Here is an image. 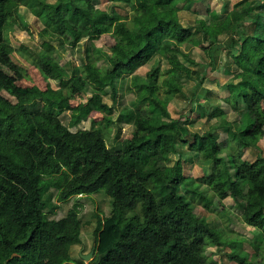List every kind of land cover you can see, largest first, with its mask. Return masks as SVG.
<instances>
[{
  "label": "trees",
  "instance_id": "1",
  "mask_svg": "<svg viewBox=\"0 0 264 264\" xmlns=\"http://www.w3.org/2000/svg\"><path fill=\"white\" fill-rule=\"evenodd\" d=\"M108 1L125 5L129 14L113 12L99 21L95 0H0V264H72L70 249L80 241L82 223L75 207L49 218L44 209L53 195L59 202L95 193L110 198V214L96 216L91 264H209L206 249L218 248L222 236L193 214L180 186L208 209L215 199L239 197L238 188L247 186L238 203L242 219L264 232V147L259 145L264 141V0H239L224 15L201 20L198 29L183 26L178 16L193 0ZM21 5L42 24L38 36L50 55L58 47L74 48L110 34L115 43L109 65L97 66L90 47L77 68L47 62L40 53L41 74L58 81L53 98L39 88L19 89L14 101L5 98L1 91L10 78L2 68L13 66L6 31ZM200 32L201 42L196 40ZM182 45L185 61L172 54ZM197 45L206 52L223 51L237 69L226 85L235 119L216 108L209 114L215 117L211 131L202 134L191 133L189 120L173 118L167 109L182 92V79L196 73L188 63H194ZM160 47L169 48L163 54L166 68L154 66L135 76ZM126 83L134 95L130 107L137 112L130 138L109 148L103 130L71 129L91 111L111 113L103 97L115 100ZM87 86L90 96L74 109L71 125H64L60 114ZM219 129L227 134L221 143ZM181 144L202 154L207 147L210 171L185 176L182 160L171 157ZM218 145L234 150L240 172L216 155ZM249 150L256 151L255 158L243 159ZM227 257L235 264H262L242 251Z\"/></svg>",
  "mask_w": 264,
  "mask_h": 264
},
{
  "label": "rangeland",
  "instance_id": "2",
  "mask_svg": "<svg viewBox=\"0 0 264 264\" xmlns=\"http://www.w3.org/2000/svg\"><path fill=\"white\" fill-rule=\"evenodd\" d=\"M194 1V0H193ZM187 5L178 12L180 22L185 27L200 28L201 20H208L211 17H220L233 8L239 0H200V3ZM117 12L120 15L127 16L128 8L122 4H115L108 0H95L94 16L99 20H104L108 15ZM42 24L31 13L26 6H19L14 21L8 26L6 31V41L9 46V54L13 66H5L2 69L9 76V87L2 90L1 94L11 100H15V94L19 89L39 88L44 97L53 98L51 91L57 90L58 81L45 78L36 65V55L42 53V57L47 62H56L64 67L73 66L77 68L84 59V48L90 47L97 53V66L109 65V52L111 46L115 43L110 34H103L94 40H83L76 47L68 46L58 47L52 55L43 51L41 39L38 32ZM196 40L202 41L201 32L197 34ZM225 42V37H221ZM206 45V44H205ZM167 47H160L150 59L138 67L135 76H143L150 68L157 67L160 70L166 68L163 58L164 51ZM184 45L180 46V51H172V54L178 59L185 61L183 54ZM203 49L194 47L191 58L194 63H188V66L196 71L192 79H182V92L175 95L167 105V109L173 118H180L182 121L189 120L188 128L191 133H206L211 131V126L215 117L209 115L216 108H222L226 111L227 119L233 121L236 114L229 106V96L226 85L233 80L236 72V66H227L229 58L223 52L215 49L208 57ZM207 56V58L205 57ZM213 62V69L209 61ZM196 62V63H195ZM125 85L124 91H119L112 100L109 95L103 97L104 102L111 106V113H102L91 111L87 117L78 125L71 128L89 129L98 128L103 130L106 143L109 148H114L122 141L130 138L133 124L137 117V112L130 107V102L134 99L133 93H129ZM91 89L89 86L83 94L74 96L70 101V110L60 114L61 122L71 125L73 111L79 103H84L90 96ZM40 106V103L36 105ZM227 137L223 129L217 131V142L221 143ZM191 139V137H190ZM260 147H264L263 138L259 142ZM216 155L223 156L232 171L237 174L240 172V165L234 160V150L231 147L218 145ZM256 151H246L243 159L253 160ZM172 161L180 158L183 164L185 176L197 178L210 171L209 164L212 154L207 147L205 152H195L181 144L178 152L171 155ZM247 186L238 188L239 197H226L215 199L211 208H206L198 197H191L186 193L183 186L179 187V194H183L190 202L192 212L195 216L204 217L212 226L220 231L222 244L217 248L211 246L206 249V256L209 264H235L227 257L230 251H242L247 253L251 261L264 264V232L258 228L244 223L242 219V207L238 204L245 199ZM55 188L49 187L48 193L55 194ZM110 198L103 193H95L89 196H76L59 202L56 196L50 201V204L44 209L49 218L58 219L63 217L69 209L76 208L81 220L82 227L80 232V241L71 246L70 256L71 263L91 264L92 258L83 260L82 255L90 252L94 245V229L97 224V217H104L110 214ZM211 261L213 263H211Z\"/></svg>",
  "mask_w": 264,
  "mask_h": 264
},
{
  "label": "crops",
  "instance_id": "3",
  "mask_svg": "<svg viewBox=\"0 0 264 264\" xmlns=\"http://www.w3.org/2000/svg\"><path fill=\"white\" fill-rule=\"evenodd\" d=\"M193 3H195V0L193 1ZM198 3H200V0H198L197 1V4ZM181 23V22H180ZM182 24V23H181ZM183 25V24H182ZM184 26V25H183ZM203 45H205V44H203ZM194 47H200L201 48V45H197V46H194ZM215 50V49H214ZM213 50V51H214ZM213 51H211V52H204V53H206L205 55H207L208 57H211V55H212V53H213ZM223 52V51H222ZM207 56H205L206 58H207ZM196 63V62H195ZM209 65L211 66V68L213 67V62L210 60L209 61ZM227 66L229 67V66H234L233 64H227ZM213 69V68H212ZM236 72H237V70H236ZM236 72H235V74H236ZM235 74L233 75V78H234V76H235ZM233 81V80H232Z\"/></svg>",
  "mask_w": 264,
  "mask_h": 264
},
{
  "label": "water",
  "instance_id": "4",
  "mask_svg": "<svg viewBox=\"0 0 264 264\" xmlns=\"http://www.w3.org/2000/svg\"><path fill=\"white\" fill-rule=\"evenodd\" d=\"M95 247L93 246L89 253L82 255L83 260H88L89 258L93 257Z\"/></svg>",
  "mask_w": 264,
  "mask_h": 264
}]
</instances>
